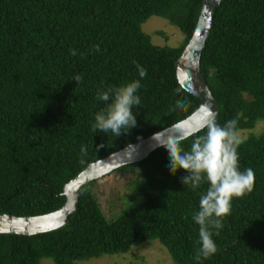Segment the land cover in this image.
<instances>
[{
    "label": "trees",
    "instance_id": "1",
    "mask_svg": "<svg viewBox=\"0 0 264 264\" xmlns=\"http://www.w3.org/2000/svg\"><path fill=\"white\" fill-rule=\"evenodd\" d=\"M201 1L0 0V212L24 216L56 209L65 199L63 184L86 164L197 107V97L177 82L174 62L191 36ZM152 15L175 25L182 42L153 44L140 26ZM137 64L147 70L143 79ZM199 64L218 104L216 122L223 126L236 119V131L245 133L237 149L240 170L255 173L253 191L233 198L219 235L213 230L216 253L194 260L199 226L192 216L208 183L195 190L184 185L188 173L170 171L161 145L115 169L133 174L129 184L136 195L115 218L107 220L91 191L97 179L88 181L62 227L31 235L0 233V264H39L43 257L76 264L125 253L147 239H157L172 264H264V0H221ZM75 74H82V82ZM135 80L141 84V103L133 107L136 126L118 137L94 132L95 115L106 107L98 92ZM177 100L186 107L178 109ZM206 132L187 136L182 149L190 150L193 139Z\"/></svg>",
    "mask_w": 264,
    "mask_h": 264
},
{
    "label": "clouds",
    "instance_id": "2",
    "mask_svg": "<svg viewBox=\"0 0 264 264\" xmlns=\"http://www.w3.org/2000/svg\"><path fill=\"white\" fill-rule=\"evenodd\" d=\"M94 47L96 51L100 50L99 45ZM71 55H76L75 50L71 51ZM136 67L139 77L145 78L147 70L139 64ZM73 79L77 83L82 82V74H75ZM140 87V80H135L117 88L99 91L97 99L106 102V107L96 113L93 131H111L118 137L122 129L135 127L133 107L141 103L137 95ZM176 107L184 109L186 102L177 100ZM237 123L236 119H232L221 126L216 122L215 113L206 109L205 120L197 131L206 128L207 132L193 139L190 150L185 151L181 147L186 136H170L163 143L170 157V171L175 173L183 169L188 173L182 177L184 185L195 190L202 181L208 183L206 192L200 195L199 210L192 216L199 226L198 247L194 255L196 261L208 259L216 253L213 230H216L215 235H219L218 230L223 227L222 218L230 214L233 198H241L254 189V171L251 168L241 171L239 167L237 149L242 141L236 131ZM81 151H86L85 146H81Z\"/></svg>",
    "mask_w": 264,
    "mask_h": 264
},
{
    "label": "water",
    "instance_id": "3",
    "mask_svg": "<svg viewBox=\"0 0 264 264\" xmlns=\"http://www.w3.org/2000/svg\"><path fill=\"white\" fill-rule=\"evenodd\" d=\"M221 0H202L191 36L174 62L179 85L198 99L197 107L177 122L153 132L135 142L115 150L102 158L89 162L62 186L63 203L56 209L36 215L18 216L0 212V233L31 235L62 227L77 208L79 188L86 182L98 179L116 168L145 158L170 136H190L196 133L205 120L206 109L218 113V104L211 94L199 59L211 26V16Z\"/></svg>",
    "mask_w": 264,
    "mask_h": 264
},
{
    "label": "rangeland",
    "instance_id": "4",
    "mask_svg": "<svg viewBox=\"0 0 264 264\" xmlns=\"http://www.w3.org/2000/svg\"><path fill=\"white\" fill-rule=\"evenodd\" d=\"M141 30L149 35L153 44L177 46L183 40V33L173 24L160 16H150L141 23ZM262 127L255 126L254 132ZM239 136L243 132H237ZM133 174L129 171H115L98 178L91 186L101 210L107 220L115 218L122 210L135 201L129 181ZM39 264H54L48 257L39 260ZM76 264H172L167 249L157 239H147L132 245L125 253L104 255L98 258L78 260Z\"/></svg>",
    "mask_w": 264,
    "mask_h": 264
}]
</instances>
